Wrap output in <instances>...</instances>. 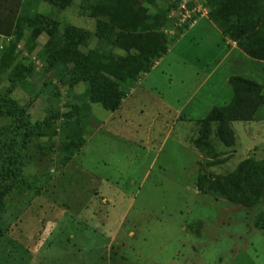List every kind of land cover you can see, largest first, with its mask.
<instances>
[{
  "label": "rangeland",
  "instance_id": "rangeland-1",
  "mask_svg": "<svg viewBox=\"0 0 264 264\" xmlns=\"http://www.w3.org/2000/svg\"><path fill=\"white\" fill-rule=\"evenodd\" d=\"M61 2H31L27 11L42 33L28 49L25 33L16 50L36 72L12 98L27 106L33 122L52 109L61 117L57 134L35 137L41 150L28 153L34 159L23 174L37 188L8 199L0 264H264V229L255 224L264 204L245 207L198 188L201 176L211 181L249 159L264 160V105L251 120L229 123L230 145L217 136L215 123L211 149L195 144L210 111L232 103L231 77L256 81L264 95V59L231 40L211 9L183 24L170 17L178 12L174 0H158L171 47L153 75L145 77L152 68L130 87L137 93L129 98V91L122 108L108 111L90 102L86 83L62 82V67L47 70L50 19L60 33L77 27L82 48L98 44L96 20L81 0L66 8ZM23 4L0 0V62L18 37ZM8 84H1L0 103ZM54 86L58 95L51 94ZM10 123L4 117L0 125Z\"/></svg>",
  "mask_w": 264,
  "mask_h": 264
},
{
  "label": "trees",
  "instance_id": "trees-1",
  "mask_svg": "<svg viewBox=\"0 0 264 264\" xmlns=\"http://www.w3.org/2000/svg\"><path fill=\"white\" fill-rule=\"evenodd\" d=\"M32 1L43 0H24L17 21L18 37L6 46L0 62V87L5 79L9 83L6 96L0 103V122L4 117L11 120L8 126L0 125V237L8 230L4 219L8 199L14 194L23 195L37 188L23 174V168L34 159L29 156V151L41 150L35 143V137H54L57 134L54 125L61 117L59 109H52L43 121L33 122L27 106L12 98L13 92L19 86H25L36 72L35 67L23 62L16 51L25 33H29L24 43L27 49L42 33L35 17L27 11ZM74 1L62 0L60 6L66 8ZM204 1L211 9L212 20L223 28L231 40L250 56L264 59V0ZM157 2L81 0V9L96 20L98 44L88 49L82 48L78 42L77 27L68 25L60 33L57 24L50 19L45 44L47 70L62 67V82L86 83L91 103L101 104L108 111H117L130 87L140 80L142 73L150 72L155 62L171 47L172 42L162 30L167 13L158 7ZM148 5L156 10H151ZM176 6L174 2L173 7ZM230 83L234 99L230 105L216 106L210 111L195 141L198 147L211 149L207 140L213 123L217 125V136L230 145L234 137L229 123L251 120L264 105L262 86L256 81L233 76ZM53 89L51 94L58 95V86ZM69 116L73 118L72 113ZM75 152L70 150L71 155ZM69 161L65 160L64 165ZM198 188L203 193L220 196L245 207L264 204V160L249 159L237 170L211 181L201 176ZM255 224L264 229V214L256 217Z\"/></svg>",
  "mask_w": 264,
  "mask_h": 264
},
{
  "label": "built area",
  "instance_id": "built-area-1",
  "mask_svg": "<svg viewBox=\"0 0 264 264\" xmlns=\"http://www.w3.org/2000/svg\"><path fill=\"white\" fill-rule=\"evenodd\" d=\"M198 2V0H184L180 3L175 2L177 3L176 9H178V12L173 11L170 17H176V19L182 22L183 24L190 25L194 22H197L199 12L203 13L202 16L209 12V8L205 3L201 2L198 5Z\"/></svg>",
  "mask_w": 264,
  "mask_h": 264
},
{
  "label": "crops",
  "instance_id": "crops-1",
  "mask_svg": "<svg viewBox=\"0 0 264 264\" xmlns=\"http://www.w3.org/2000/svg\"><path fill=\"white\" fill-rule=\"evenodd\" d=\"M226 43H229V40H226ZM158 64H160V62H159ZM158 64H157V65H158ZM157 65L153 68V71H152L151 73L146 74V76H145L146 78H147L148 76H150V75H153V74H152L153 72H154V73L156 72V70L158 69V66H157ZM215 70H216V69H215ZM137 91H138V88L131 89V91H130V92H131V95H129V98L132 97V95L136 94ZM127 100H129V99H127ZM121 108H122V107H121Z\"/></svg>",
  "mask_w": 264,
  "mask_h": 264
}]
</instances>
